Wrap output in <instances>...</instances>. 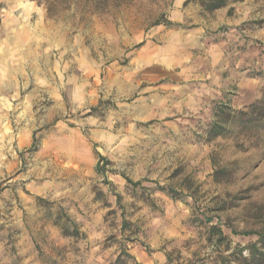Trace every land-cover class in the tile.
<instances>
[{"label": "rangeland", "instance_id": "1", "mask_svg": "<svg viewBox=\"0 0 264 264\" xmlns=\"http://www.w3.org/2000/svg\"><path fill=\"white\" fill-rule=\"evenodd\" d=\"M178 2L21 0L0 50V264H246L264 133L217 110L264 99V0Z\"/></svg>", "mask_w": 264, "mask_h": 264}, {"label": "trees", "instance_id": "2", "mask_svg": "<svg viewBox=\"0 0 264 264\" xmlns=\"http://www.w3.org/2000/svg\"><path fill=\"white\" fill-rule=\"evenodd\" d=\"M119 1V0H116ZM207 12H213L218 10L226 5L229 0H196ZM158 25V23L156 24ZM217 115L220 120H224V123L227 119L232 118L234 124L240 126L243 129L249 128L264 133V99L256 101L250 104L243 111H236L233 114L225 111L224 108H219L217 110ZM225 128L218 123H212L209 128L208 135L209 137H216L223 135ZM99 159L103 160L101 157ZM97 172L100 171V167L97 165ZM133 186H139L141 183H132L128 181ZM170 193H174L170 191ZM220 233V232H219ZM63 234L65 236H74L77 237L79 232L73 230L69 232L66 228H63ZM249 235V234H244ZM247 257H243L240 253V259L246 264H264V233L258 235V239L255 243L249 245L247 248Z\"/></svg>", "mask_w": 264, "mask_h": 264}, {"label": "crops", "instance_id": "3", "mask_svg": "<svg viewBox=\"0 0 264 264\" xmlns=\"http://www.w3.org/2000/svg\"><path fill=\"white\" fill-rule=\"evenodd\" d=\"M184 0H179V4L183 3ZM21 0H0V50L5 54L7 51L2 46L5 44L6 46L10 45L11 42V31L14 30L16 26V12H20L21 5H19ZM25 6V5H22ZM2 11L5 13L8 12L7 15L1 14ZM24 11V10H22ZM19 23V22H18Z\"/></svg>", "mask_w": 264, "mask_h": 264}]
</instances>
